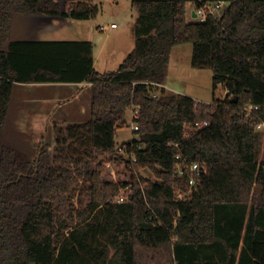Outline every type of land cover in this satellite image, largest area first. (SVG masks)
Instances as JSON below:
<instances>
[{
    "label": "trees",
    "instance_id": "obj_1",
    "mask_svg": "<svg viewBox=\"0 0 264 264\" xmlns=\"http://www.w3.org/2000/svg\"><path fill=\"white\" fill-rule=\"evenodd\" d=\"M190 1L219 0H133L135 46L117 69L99 72L91 41L11 40L15 11L86 19L98 4L0 0V264H236L242 237L238 264H264V161L247 113L258 105L264 118V0H224L221 15L204 20H189ZM186 42L224 99L156 90L173 47ZM84 80L92 82L89 120L57 122L34 159L1 140L15 82ZM135 105L136 136L119 145ZM195 161L204 172L180 198Z\"/></svg>",
    "mask_w": 264,
    "mask_h": 264
},
{
    "label": "crops",
    "instance_id": "obj_2",
    "mask_svg": "<svg viewBox=\"0 0 264 264\" xmlns=\"http://www.w3.org/2000/svg\"><path fill=\"white\" fill-rule=\"evenodd\" d=\"M56 1H59L63 5L66 2L77 0ZM94 2L95 1L92 0V3ZM129 12L132 16V24L134 27V24L139 15V11L136 5L133 3V0H130ZM195 12L196 11L193 10V16H195ZM104 25L106 26L105 29L102 28V26ZM104 25H102L96 17L78 19L74 17L63 16L62 14L15 11L12 18L11 40L91 41L94 45V67L99 72H106L115 69L106 68L104 66L108 64V61L105 58L103 59L102 57L106 48L107 41H104L101 45L97 42V30H107L109 28V25ZM117 26L118 25L116 24L115 26H112V28H116ZM118 35L120 36V34ZM119 41L120 40L118 39L116 42L115 49L113 51V59L118 55L119 57L116 60L120 59V57H123L122 60H118L121 64L125 57L132 51L135 44L132 46L133 48L131 50H128L130 52H128V54L125 56L124 53H127L125 52V50L128 49V45H123V47H121V43ZM100 64L103 68L98 66ZM159 85L166 87L171 91L180 92L183 94L186 93V95L192 96L197 100L204 101L193 96L191 93L185 92L184 90H175L168 84V79L165 84ZM17 88H19V91L17 90ZM91 100L92 82L88 80H84L81 82H15L12 99L9 104L6 127L8 124H10L11 128H30L40 130L43 128H54L57 122L87 121L91 117ZM75 102H78V104L73 105V107L70 108L68 107ZM41 141L42 138L37 141V150ZM9 144L17 146L15 141H11L9 142ZM243 245L244 239L242 237L238 250V260ZM211 254H215L216 256H218V252L216 250H211ZM217 259H219V257ZM238 260L236 264H238Z\"/></svg>",
    "mask_w": 264,
    "mask_h": 264
},
{
    "label": "rangeland",
    "instance_id": "obj_3",
    "mask_svg": "<svg viewBox=\"0 0 264 264\" xmlns=\"http://www.w3.org/2000/svg\"><path fill=\"white\" fill-rule=\"evenodd\" d=\"M94 4H98L100 7L99 13L95 16L98 21L104 25H109L107 30H97L98 32V44H102L107 41L105 51L102 55L108 61V64L104 65L106 68L116 69L119 66L118 60H122L123 57L116 60L119 55L113 59V51L117 40L119 39L121 47L128 45V49L125 50V56L128 54V50H131L135 44V36L133 32L132 16L130 14V0H94ZM194 2L190 1L187 4V16L189 20H199L200 18L193 16V10H196ZM224 9V8H223ZM221 10L220 14L222 13ZM115 22L118 26L112 28L111 24ZM120 34V36L118 35ZM122 49V48H121ZM123 56V55H122ZM193 43L186 42L177 44L174 46L171 56V64L168 72V84L175 90H184L187 93H191L193 96L204 100L205 102H212L216 98L224 99L227 95V91L223 85H219L214 88V71L211 68H201L193 65ZM101 68L102 65H98ZM163 86L157 85L156 90L161 91ZM166 88V87H164ZM168 91L170 89L166 88ZM19 91V88H17ZM186 94V93H185ZM79 101V100H77ZM78 102L71 104L77 105ZM63 111V110H62ZM133 110H129L126 116L127 122L124 123L119 129L116 136V140L119 145L121 142L129 140L136 136L134 130ZM57 134L55 128H43V129H30V128H11L10 124L7 125L4 136L1 140L4 142L15 141L18 148L26 151L31 158H35L38 150L36 149L37 141L42 138V141L53 142ZM41 143V142H40ZM259 159L264 161V132L260 131V143H259ZM141 173L145 178L156 180L154 173L147 167L141 168ZM127 194L131 190H126Z\"/></svg>",
    "mask_w": 264,
    "mask_h": 264
},
{
    "label": "built area",
    "instance_id": "obj_4",
    "mask_svg": "<svg viewBox=\"0 0 264 264\" xmlns=\"http://www.w3.org/2000/svg\"><path fill=\"white\" fill-rule=\"evenodd\" d=\"M228 5L227 1L224 0H219V1H212V2H207L205 3L203 6L197 8L196 11V17L200 18V20H204L207 18V16L209 14L215 15V16H219V13L221 12V10ZM221 15V14H220ZM116 23H113L112 26H115ZM103 29L106 28V26H102ZM158 93H155V95H157ZM259 106L258 105H249V107L247 108V113H248V117H251L254 119V123H255V127L257 130L259 131H263L264 132V118L263 117H259L258 115L255 113V110L258 109ZM133 110V120L134 118H136L139 114V105H135ZM209 124V121H204L202 123L197 122L195 125L197 127H203ZM139 128V124L138 122L134 121V130H138ZM124 152L127 153V156H129L133 161H136L137 158L134 154H129L124 148H123ZM178 157H180V155H178ZM179 166V172L182 174L185 171V168H183L182 163L178 164ZM187 168L189 169V171L191 172V178H190V187L187 191H179L178 192V197L182 198V197H186L188 194L192 193L193 189L196 188L198 186L199 183V176L204 172V168L203 165L200 164L199 162H192L189 163L187 165ZM128 189L125 188L123 189L120 194L117 195L116 197V201L118 202H122L127 198V193L126 190Z\"/></svg>",
    "mask_w": 264,
    "mask_h": 264
},
{
    "label": "water",
    "instance_id": "obj_5",
    "mask_svg": "<svg viewBox=\"0 0 264 264\" xmlns=\"http://www.w3.org/2000/svg\"><path fill=\"white\" fill-rule=\"evenodd\" d=\"M195 14V16H196V12L194 13ZM127 121V119H124V121L123 122H126Z\"/></svg>",
    "mask_w": 264,
    "mask_h": 264
}]
</instances>
